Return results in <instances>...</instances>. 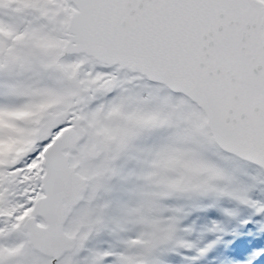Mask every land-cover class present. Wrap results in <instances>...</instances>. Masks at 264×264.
<instances>
[{
    "label": "snow or ice",
    "instance_id": "1",
    "mask_svg": "<svg viewBox=\"0 0 264 264\" xmlns=\"http://www.w3.org/2000/svg\"><path fill=\"white\" fill-rule=\"evenodd\" d=\"M257 231L264 0H0V264H239Z\"/></svg>",
    "mask_w": 264,
    "mask_h": 264
},
{
    "label": "rangeland",
    "instance_id": "2",
    "mask_svg": "<svg viewBox=\"0 0 264 264\" xmlns=\"http://www.w3.org/2000/svg\"><path fill=\"white\" fill-rule=\"evenodd\" d=\"M249 241H251V247L248 249L247 255L243 260L239 262V264H246L247 259H251L253 254L259 250V246L264 244V233L260 232H249L246 237ZM228 252V245H222L215 252L211 254V257L208 261H205V264H212L213 258H216V264H220L221 261L225 260L226 253ZM230 259V258H229ZM257 264H264V258L257 260Z\"/></svg>",
    "mask_w": 264,
    "mask_h": 264
}]
</instances>
